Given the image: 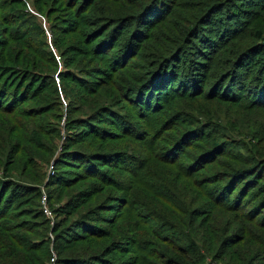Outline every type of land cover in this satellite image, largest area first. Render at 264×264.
<instances>
[{
  "label": "trees",
  "instance_id": "trees-1",
  "mask_svg": "<svg viewBox=\"0 0 264 264\" xmlns=\"http://www.w3.org/2000/svg\"><path fill=\"white\" fill-rule=\"evenodd\" d=\"M47 1L53 3L56 0ZM175 1L176 6L172 4L164 9V0H66L69 10L73 11L72 14L65 6L62 7L65 9L62 13L67 14L64 31L74 32L68 47L79 56L88 52L91 54L87 60L78 61L79 66L84 65L92 74L100 76L94 78L97 93L103 88L113 91L103 99L105 105L94 108V112L117 117L113 108L127 103L142 108L146 115L139 117L149 121L153 118H147L148 114L158 113L165 117L167 112L162 111L170 105L171 111L185 117L184 121L189 125L188 128H183L178 123V118L164 123L165 120L158 117L154 125L157 123L160 126L155 132L152 131V134L150 131L153 127L144 128V132L137 131L142 127L140 124H135L136 130L132 134L127 128H122V134L138 139L141 156L138 160L128 156L121 157L132 165L138 164L140 168L136 174L149 182V185L146 187V203L142 204L126 189L114 183L106 184L111 189L109 197L120 196L117 205L120 221L115 227L120 225L123 230L120 232L122 239L127 244H135L138 249L135 260L116 264H206L207 257L211 261L220 260L229 264L224 260V250L241 243L242 237L234 235L236 240L233 241L230 235L234 233H231L232 230H229L227 225L243 222L253 230L264 228V206L254 205L249 193L255 189L264 203V150L256 148L263 132H260L259 127L252 125L249 130L255 135L250 137L246 134L250 137H247V143L239 144L226 134L225 128L213 122L218 112L206 108L212 106V101L211 104H205L206 107L195 102L202 89H207L209 98L206 103L213 100L227 106L246 104L247 110L243 109L242 113L237 114L242 117L249 118L255 111L264 114V26L256 28L251 25L248 42H242L241 35L248 31V25L246 20H242L239 7L247 2L251 3V0ZM254 1L259 4L255 13L262 12L260 16L264 17V0ZM168 15H172V20L164 23ZM128 27H132L135 35H127ZM144 27L148 29L142 30ZM17 28L18 24L15 23L10 26L12 36L17 32ZM151 28L156 34L155 43L146 32ZM146 41L152 42V46L145 47ZM86 42L89 51L80 48V45ZM58 46L56 43L55 48ZM188 46L205 61L198 65L201 74L197 78H193V74L188 70L192 67L191 60L193 61L184 53L190 48ZM42 48H46V45L43 44ZM140 50L149 52L145 62L147 67L139 68L136 78L123 80L121 73L133 66L136 53ZM186 53L188 56L191 54L190 51ZM48 55L49 59L54 60V55L50 52ZM193 63L195 64L194 61ZM26 71L29 70L0 67V108L5 105L12 110L18 109L30 94L33 95L35 86H26L25 89L20 87L21 90L16 88L25 83ZM11 77L14 79L13 86ZM168 78L172 80L169 87L166 86L168 81H165ZM59 81L62 82L63 77L59 76ZM28 84L29 82H26L24 85ZM187 84L191 88L189 93L182 90ZM197 84L198 88H195ZM3 97L5 100L2 102ZM185 99L195 102L192 104L193 110H182L179 101ZM157 101L158 104L155 105ZM194 105L198 106L197 109ZM220 117L227 123L231 122L237 135H244L247 131L246 126L240 125L236 115ZM199 118H206V121ZM161 132L171 139L166 142L161 141V137L160 140L158 136L154 137ZM32 135L33 139L39 141L35 132ZM220 138L229 140L224 142L227 143L226 147H222ZM234 143L244 148V152H239ZM248 145H252L251 148ZM200 174L202 175L197 177ZM14 186L22 190L23 194L16 196L12 188ZM14 186L0 181V190L3 191L0 192V264H43L44 259L51 258L48 242L41 243L40 255L30 254L32 244L27 243V227L30 221L16 223L18 216L11 211L13 206L20 205L29 198L32 199L29 203L34 205L40 197V192H24L26 187L16 184ZM47 195L50 211L56 217L63 218L59 224H55L54 230L63 237L67 235L70 218L83 205L78 204V201H68L58 206L53 202L52 193L48 192ZM102 203L93 206L84 204L87 215H94ZM157 203L161 210H154ZM216 208L226 211L214 213ZM219 213H225L222 214L224 218L219 217L222 223L214 219ZM38 214L42 215V212ZM81 217L74 219L70 227L89 232V241L86 238L75 241L78 244L90 243L93 249L88 256L76 258L79 260L67 259L66 263L115 264L111 263L108 257L119 253L122 244L119 245V241H116V248H110V245L102 247L101 239L112 235L105 236V229L88 228L87 219L83 220ZM131 217L142 219L141 225L145 231L141 232L145 235V241L138 238L133 227L127 224ZM207 217L212 221L213 227L206 228L201 238L197 228ZM148 220H151L150 224ZM155 220L160 222L163 230L157 229ZM44 227L46 231L50 229L47 222ZM255 237L263 239L254 240L256 250L251 251L249 258L245 255L235 258L234 264H249L255 254H264V234ZM53 249L58 254L57 264H61V254L66 250L64 241L57 238ZM123 253L130 252L125 250L121 252ZM10 257L12 262H9Z\"/></svg>",
  "mask_w": 264,
  "mask_h": 264
},
{
  "label": "rangeland",
  "instance_id": "rangeland-1",
  "mask_svg": "<svg viewBox=\"0 0 264 264\" xmlns=\"http://www.w3.org/2000/svg\"><path fill=\"white\" fill-rule=\"evenodd\" d=\"M21 1L0 0V67L4 66L5 69L25 68L29 70L26 71L27 76L25 81V83L29 82V84L24 85L25 83H23L16 88L19 89L21 87L25 89L26 86L28 88L35 86L36 88L33 95L30 94L24 100V103L19 105L21 107L18 109L12 110L11 108H7V106L5 107V105L0 108V181L13 186L16 184L20 187H26L24 192L31 193L39 190L40 197L34 205L29 203L32 200L29 198L24 203L13 206L11 211L18 216L15 222L30 221V225L27 227V243L32 244L30 254L40 255L41 251L39 248L41 243L48 242L51 258L49 260L47 258L46 260L44 259L43 264L58 263V254L53 249L57 238L59 240L61 238L66 247L64 253L61 254V264H68L66 263L67 259L79 260L76 258H83V255L88 256L87 254L93 249L90 247V243L78 244L75 240L86 238L89 241L87 237L90 233L83 232L82 229H78L77 227H70L71 222L81 216H83L81 219H87L86 224L88 228L105 229L107 231L104 233L105 236L112 235L107 239H101L102 247L110 245V248H116V241H119V245L120 243L122 244V249H120L119 253L108 257L111 263L116 264L122 261L133 260L137 255L138 249L135 244H127L122 239L120 232L123 230L120 225H117V228L115 227L118 221H120V215H117L119 209L117 205L120 196L109 197L108 193L111 192V189L106 184L114 183L120 188L126 189L135 196L139 203L144 204L146 203V187L149 185V182L144 181L141 176L136 174L140 168L138 164L137 166L132 165L130 161L121 157L128 156L138 160L141 156L138 139L132 138L127 134H122V128H127L132 134L136 130L135 124H140L142 127L138 128L137 131L144 132L145 129L153 127L150 131L152 134V131L155 132L160 126L157 123L154 125V122L159 119L158 117L165 120L164 123L178 118V123L183 128H188L189 125L184 121L186 118L176 111H171L170 105L166 106L162 111L167 112L165 117L160 116L158 113L155 115L148 114L147 118H153V120L149 121L146 118L142 119L139 117L146 115L145 111L141 110L142 108H138L137 105L134 107L127 103H122L118 107L113 108L117 117L94 112V108L105 105L103 99L107 98L105 96L113 91L103 88L99 92L100 94L97 93L96 80L94 78L95 76L100 78V76L92 74L87 68L85 69L84 65L79 66L78 64V61L90 58L91 54L88 52L86 55L79 56L68 47V42L73 38L74 32L64 31V27L66 26L64 22H66L67 14L64 15L62 13L65 11L62 7L65 6L68 10L70 9L67 6L66 0H58V2L56 0L53 3H49L47 0ZM164 1V9L167 6L170 7L172 4V6H176L175 3H177L175 0ZM250 2L239 7V11L243 16L242 20H246L245 23L248 25V31H244L241 35L243 37L242 42H248L250 36L249 27L251 25H254L256 28L264 26V17L260 16L262 12L255 13L259 8V4L255 3L254 0ZM10 10L14 12L12 13ZM173 10V7H171V11ZM69 13L72 14L73 11L69 10ZM172 18V15H168L164 23L172 20ZM14 23L18 24V28L17 32L12 36L10 26ZM146 29L144 27L142 30L145 31ZM61 30H63L62 33L60 32ZM146 32L153 39L154 43L157 42L155 31L152 28ZM121 34L123 35V31ZM127 35H135L132 27H128ZM56 43L59 44L58 48H55ZM43 44L46 45L44 49L42 48ZM144 46L151 47L152 42L146 41ZM188 47L190 48L184 53L187 58L191 57L195 62L194 64L190 59L192 67L188 70L193 74V78H197L201 74L198 65L205 63V61L201 56L195 54L196 51L191 46ZM80 48L90 50L88 49L87 42L82 43ZM187 51L191 52L190 56L187 55ZM49 52L52 56L54 55V60L49 59ZM148 56V51L140 50L137 52L133 66H129L125 72L121 73L122 79L136 78L138 69H145L147 67L145 62ZM25 59H28V61ZM59 76L63 77L62 82L59 81ZM10 79L12 80L11 86H13L14 79L12 77ZM83 81L87 84H84ZM165 81H168L166 86L169 87V83L172 80L168 78ZM121 85L123 86V84ZM194 87L198 88V84ZM190 89L189 84H187V87L182 90H186V93H189L191 92ZM206 90L202 89L201 95L196 97L195 102L206 107L205 104H211L212 101V106H207L206 108H210L209 110L214 109L218 112V116L213 118V122L225 128L227 130L226 134L239 144L247 143L248 138L251 135H255L249 130L252 125L256 128L259 127L260 132L263 133L259 142H257L258 144L256 143V148H263L264 150V114L255 111L251 113L252 116L250 115L249 118L248 116L242 117L237 114L242 113L243 109L247 110L246 107L248 105L246 104L239 103L235 106L231 104L227 106L213 100H210V103H206L209 98ZM4 100L5 98L3 97L1 101L3 102ZM179 103H181L182 110H193L192 104L194 103L192 99H185L184 101H179ZM157 104L158 101L155 105ZM159 104L163 103L159 102ZM197 107V105H194L195 109ZM229 108L230 110H227ZM165 113L161 114L164 115ZM257 114L261 116H257ZM226 115H236L240 125L247 127L244 135H237L231 122L227 123L221 119L220 116ZM95 116L97 117L92 119ZM199 120L206 121V118H199ZM99 130L100 132L98 133ZM33 132H35L39 141L33 139ZM123 132L125 133V131ZM154 137H157L159 140L161 137L163 138L161 141L166 142L171 139L170 136L162 132ZM220 139L222 140V147L223 145L226 147L227 143L224 142H228L229 140L225 138ZM234 145L237 146L239 152H244V148L236 143ZM252 145H248V147L251 148ZM202 174L197 177H200ZM136 183L138 186H135ZM12 188L16 196L23 194V191L17 189L16 186ZM0 192L3 193L2 190ZM48 192L52 193L53 202L58 204V206L68 201H78V204L81 203L83 205L70 218L71 222L68 223L67 235L63 237L54 232L56 228L55 224H59L63 218L56 217L50 211L49 204L47 203ZM249 193L254 205H258V207L259 205L260 207L264 206L261 197L257 195L255 189L249 191ZM4 203L5 200L4 202L2 201V206ZM86 203L89 206L96 205L97 203L98 205L102 203V205L94 215H87L88 213L84 205ZM158 204L154 206V210L160 209ZM220 210L226 211L223 208H216L214 213ZM40 211L42 215L38 214ZM222 214L225 213H219L214 217L215 220L218 219L219 223L223 222L219 218H224ZM127 221V224L131 225L135 233H137V237L145 241V235L141 232L145 231L143 229L144 226L141 225L142 219L140 217H131ZM46 222L50 227L47 231L44 227ZM147 222L150 224L151 220ZM154 222H157L156 225L159 231L164 229L159 224L160 222L157 220ZM243 224V222H240L239 224L227 225V227H230L229 230H232L231 233H234L229 234L233 238V241L236 240L234 235L242 237L241 243L224 250L226 253L224 260L229 264H234L233 260L241 255L248 256L249 258L251 251L256 250L254 240H263L262 237L255 236L264 234V228L262 230L258 228L253 230ZM212 227L213 223L207 217L202 220L197 228V232L201 237V235L205 234L206 228L212 229ZM125 250L130 253L121 254ZM70 256L73 258H70ZM12 261L10 257L9 262ZM239 261L240 259H238ZM90 263L93 264L92 262ZM75 264L78 263L76 262ZM206 264L224 263L220 260H217V262L211 261L207 257ZM249 264H264V254H255Z\"/></svg>",
  "mask_w": 264,
  "mask_h": 264
}]
</instances>
